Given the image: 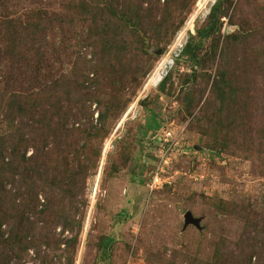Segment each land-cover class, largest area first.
Masks as SVG:
<instances>
[{
	"label": "rangeland",
	"instance_id": "374dc122",
	"mask_svg": "<svg viewBox=\"0 0 264 264\" xmlns=\"http://www.w3.org/2000/svg\"><path fill=\"white\" fill-rule=\"evenodd\" d=\"M144 1V7L150 8L156 0ZM202 1L160 0L165 25L177 29L167 44L146 38L150 55L138 51V36L123 33L115 39V45L127 47L123 63L116 66L125 72V78L114 91L105 93L109 99L114 96L124 109L103 127L98 121V104L88 109L94 112L93 124L101 132L108 131L102 140H93L95 146L102 147L97 166H92L91 152L80 149L79 157L72 161L75 169L67 173L71 179L64 183L57 163L54 180L47 188L43 186L39 207L30 212L35 228L23 243L7 241L10 225L0 214V223H4L0 228V264H264V0H225L221 37L205 39L201 65L182 55L170 72L172 80L166 92H161L160 86L145 89L177 33L195 16L196 35L219 0L200 11ZM106 2L111 0H0V138H11L18 125H9L5 116L10 111L8 104H15L11 101L14 95H45L57 80L63 83L60 90H73L70 87L75 85L77 97L88 89L102 96L91 81L81 84L70 78L86 69L85 62L99 61L93 48L82 42L90 22L81 20L80 11L86 5L102 7ZM153 14L152 24L153 19L161 18V12ZM143 27L159 36L145 22ZM232 35H238L240 41L232 42L224 55ZM213 38L220 44L211 61ZM221 72L227 73L241 96L228 107L229 112L220 110L215 92L214 83ZM152 111L162 130L178 135L166 173L172 184L154 191L149 183L161 142L154 139L155 133L145 134ZM53 113L58 112L47 106L43 125L30 123L31 127L22 129L25 138H33L35 145L50 154L52 162L46 164L50 169L66 140H79L80 145L87 141L85 136L74 138L72 130L81 127L71 121L69 134L63 136L66 129L48 121ZM88 122L84 119L82 124ZM220 134L221 141L226 135L236 144L219 141ZM34 154L35 148L29 147L26 157ZM34 181L30 179L29 184ZM8 189L16 196L22 194L11 185ZM49 200L57 209L67 202L74 219H54L45 208ZM41 211L46 213L41 215ZM189 211L201 220L200 227L186 226ZM107 239L112 243L106 250ZM68 252L75 255L72 263L66 259Z\"/></svg>",
	"mask_w": 264,
	"mask_h": 264
},
{
	"label": "trees",
	"instance_id": "16d2710c",
	"mask_svg": "<svg viewBox=\"0 0 264 264\" xmlns=\"http://www.w3.org/2000/svg\"><path fill=\"white\" fill-rule=\"evenodd\" d=\"M123 1V3L116 4L114 0H111V2L104 3L102 7L86 5V9L80 11L83 17H81V20H83V22H90L89 30H86L87 34L82 42H85L88 47L93 48L94 56H98L99 61L97 60L96 64L93 63L94 61H92L93 64H90V61L85 62L87 63L85 65L86 69L81 73L74 72V77L70 78V80L78 81L81 84H84L85 81H91L94 83L92 86H97L98 90L102 92L100 93L102 96H96L95 93L88 89V92L84 94H82L83 92L77 93V97L75 96V85H71L70 87L73 90H60L59 86L63 83H59L56 80L53 85L54 87L50 86L51 88L48 91L46 90L47 93L45 95L42 93L22 96L14 95L11 101H15V104H8L10 111L5 116L9 121V125H14L16 122L18 123L11 138L8 140L5 137L0 138V214L3 219H6L3 222L10 225V239L7 240L9 243H23L28 240L30 230L31 233L34 231L35 225L29 220L31 219L30 214H32L30 212H33L34 209L39 207V196L43 186L47 188L48 185L52 183L51 181L54 180L53 173L56 174L57 163H59L61 172H63L62 179L64 183L67 178L71 179V176H67V173L75 169L76 165H72V161L77 156L79 157L80 149L84 152L90 151L91 159H93L92 166L94 168L97 166L102 153V147L100 145L95 146L93 140H95V138L102 140L107 136L108 131L103 130L101 132V129L93 124L94 112H90L88 109L92 107L93 103L98 104V121L101 127L105 125L109 118H118L124 109L121 103H117L114 96L109 99L106 97L107 92L105 93V90L114 91L113 87L118 84L121 85L123 77L125 78V72L119 70V68L116 70V66H121L123 63V59L127 54V47L121 44L115 45L113 43L115 39L123 33L128 36H138L140 46L142 47H138V51H143V54L150 55V49L146 47L150 45V43L147 42L146 38L162 45L169 43L173 37L172 35L176 32L177 28L172 25H165L164 18L166 14H163L164 10L160 8V0L152 1L150 8L144 7V0ZM224 2L225 0L217 1L211 10L208 21L204 26L197 29L196 35L191 37L183 53L185 57L192 60L197 65H201L200 50L203 48L205 39L218 35L221 37L222 18L225 16V12L223 11ZM155 10L161 12V18L160 20L153 19L152 24L150 20ZM144 22L152 26L153 31L155 28L159 36H156V33L145 30L143 27ZM161 27L163 30H160ZM239 41L240 37L238 35L230 36V42L228 43V47L224 49L223 54L227 55L232 42L239 43ZM219 44L220 43L213 38L209 51L211 61L218 55ZM97 50L99 51L98 53ZM120 71H122L121 74ZM115 72L119 76L115 75ZM108 73L110 74L109 76H107ZM91 74L94 75L92 78L90 77ZM171 80L172 74L160 85L161 92H166V87ZM214 84L215 92L218 94L217 98L221 102L220 110L229 112L230 109L228 107H231L232 104L236 103L241 98L239 88L234 85L231 78H227L226 72H221L220 78L216 80ZM106 86H111L112 88H106ZM45 101L47 102L44 103ZM26 102H29V104L26 105ZM47 106L54 107L56 112H58L51 114L48 121L52 126L60 123L66 129L64 134H62L63 136L66 137L69 134L67 126L71 121L73 125L79 123V127H81L77 130H72L74 138L76 139L82 136L87 138V141L83 142L81 145L79 140H76L78 144L76 142H71L69 139L66 140V143H63L65 149L55 153L57 159L54 161L55 167H53V169H50L51 166L46 167L47 161H51L50 154L45 151L46 149L35 145V140L33 138H25L26 134L22 131V129L26 127H31L30 123H34V126L35 124L43 125V120L41 118L46 116ZM191 106L192 104H189L188 109ZM36 116L38 117L36 118ZM84 119L89 122L82 124ZM53 120L56 122L54 123ZM161 127L162 124L158 119V115L152 111L151 117L146 123L145 134L150 131L155 133ZM216 132H219V130H216L215 133ZM221 137L222 134L218 136L219 141H221ZM221 142L226 143V145L236 144L235 140L229 141L226 135ZM29 147L35 148V154L27 158L26 152ZM59 158L60 160H58ZM87 160L89 159L87 158ZM47 172H49L48 177ZM30 179H35L36 181L30 185ZM9 185L17 189L15 192L18 191L17 193L22 194L18 196L14 195V191L8 189ZM23 188L24 191L21 192ZM67 192L68 190H66L64 194H67ZM18 199L20 201L19 204H17ZM62 204L64 206L57 209L54 203L49 200V204H47L45 208L49 209L50 213H53L54 219H74V215L71 213V208L68 203L63 201ZM53 208L55 209L53 210ZM41 213V215H44L46 212L41 211ZM82 218H84V213L80 216V219ZM3 222L0 223V228L3 226ZM76 239L77 238H75V240ZM69 242V240H66L68 245ZM111 243L112 239H107L105 241L106 250L110 247ZM74 256L75 255L71 252L67 253L66 259L68 263H72ZM251 260L252 257H250L249 263Z\"/></svg>",
	"mask_w": 264,
	"mask_h": 264
},
{
	"label": "built area",
	"instance_id": "2783aa9c",
	"mask_svg": "<svg viewBox=\"0 0 264 264\" xmlns=\"http://www.w3.org/2000/svg\"><path fill=\"white\" fill-rule=\"evenodd\" d=\"M196 18L192 17L186 26L177 33L169 52L162 57L156 69L148 77L145 89L158 88L167 79L176 62L183 55L192 35L195 34ZM136 116L134 113V117ZM162 128L154 134V139H159L161 147H159V155H156V167L149 183L151 191L172 184L171 177L166 176V173L173 161L170 151L174 149V145H177L178 135L174 131H166Z\"/></svg>",
	"mask_w": 264,
	"mask_h": 264
},
{
	"label": "water",
	"instance_id": "95a60500",
	"mask_svg": "<svg viewBox=\"0 0 264 264\" xmlns=\"http://www.w3.org/2000/svg\"><path fill=\"white\" fill-rule=\"evenodd\" d=\"M159 55L162 54V51L159 49L157 52ZM200 219L195 218L194 215L192 214V212H187L186 214V226H188L189 224H194L197 227H200Z\"/></svg>",
	"mask_w": 264,
	"mask_h": 264
},
{
	"label": "bare ground",
	"instance_id": "6f19581e",
	"mask_svg": "<svg viewBox=\"0 0 264 264\" xmlns=\"http://www.w3.org/2000/svg\"><path fill=\"white\" fill-rule=\"evenodd\" d=\"M214 0H203L202 1V6L200 7V11L206 10L207 7L209 6L210 2H213ZM198 8V7H197ZM204 13V11H203ZM207 13V12H206ZM195 14V13H194ZM196 15V14H195ZM199 16V15H198ZM109 149V148H108ZM101 175V174H100ZM99 181V180H98ZM98 191V186L96 187V193Z\"/></svg>",
	"mask_w": 264,
	"mask_h": 264
}]
</instances>
